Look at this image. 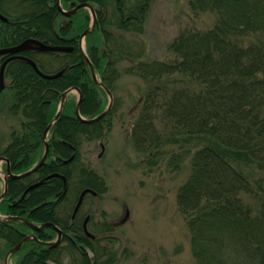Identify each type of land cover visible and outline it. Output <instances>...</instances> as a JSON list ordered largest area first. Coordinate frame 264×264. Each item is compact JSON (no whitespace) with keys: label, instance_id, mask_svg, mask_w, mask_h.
I'll return each mask as SVG.
<instances>
[{"label":"trees","instance_id":"obj_1","mask_svg":"<svg viewBox=\"0 0 264 264\" xmlns=\"http://www.w3.org/2000/svg\"><path fill=\"white\" fill-rule=\"evenodd\" d=\"M71 6L90 3L96 15L85 37L86 53L99 83L114 92L118 62L129 58L125 73L150 81L134 121L130 139L138 152L156 150L164 122L174 136L198 138L190 160V174L178 188L176 205L183 215L190 252L197 264H264V186L245 175L241 165L264 167V0H191L194 10H214L217 21L206 30L186 28L167 45L171 60H143L131 51L125 34L143 32L146 12L153 0H62ZM83 22L62 25L55 0H0V48L34 38L47 45L71 44L92 22L81 9ZM97 40L101 42L98 44ZM69 51L25 49L7 62L9 78L0 92L6 111L18 118L7 145L0 151L13 173L34 166L44 151L42 134L52 121L62 94L71 87L81 93L79 113L92 118L105 109L107 93L96 83L76 44ZM131 46V47H130ZM9 55L0 56V66ZM41 72L61 75L45 79ZM179 75L171 83L166 77ZM76 100L66 98L50 129L45 162L32 174L8 179L7 196L0 212L29 221L52 222L62 229L58 245L33 239L22 243L15 264H115L109 236L88 237L72 212L85 188L98 194L106 185L94 169L80 161L82 141L103 138L111 129V111L93 123L74 114ZM72 157L68 162L64 160ZM57 173L58 176L46 178ZM15 206L24 190L35 183ZM104 226L102 231L108 230ZM30 231L41 241L54 239L56 231H32L21 221H0V240L8 251ZM87 249L92 251L89 256ZM65 258L68 262H65Z\"/></svg>","mask_w":264,"mask_h":264},{"label":"rangeland","instance_id":"obj_2","mask_svg":"<svg viewBox=\"0 0 264 264\" xmlns=\"http://www.w3.org/2000/svg\"><path fill=\"white\" fill-rule=\"evenodd\" d=\"M123 1L127 7L134 2ZM190 1L153 0L146 12L143 32L125 34L132 42L131 51L143 60H171L173 54L167 45L181 30L211 28L217 21V13L210 9L194 10ZM86 11L90 14L89 9ZM100 42L97 40L98 44ZM81 46L86 52L84 39ZM129 63L128 58L116 66L119 74L112 93L110 131L103 138L83 140L79 149L80 161L103 177L106 185V191L98 196H85L79 216L91 215L88 230L99 236H109V241L102 243L114 248L115 264H197L190 252L186 221L176 205V193L190 174L191 156L195 145L201 141L189 138L190 142H187L184 136H174L158 118L156 126L162 138L157 149L138 152L133 147L131 127L144 95L153 84L125 73ZM173 78L179 80L181 77L175 75L163 81L169 84ZM8 82L9 78L4 76V84ZM68 97L76 100L78 92L72 89ZM3 100L4 97H0V151L7 145L11 130L18 128L19 123L17 117L6 111ZM108 101L107 95L105 108ZM238 167L264 186V167L255 164ZM4 176L5 162L0 161V193ZM0 219H5L1 212ZM104 226L109 229L102 231ZM25 233L30 234V231ZM87 253L92 256L90 249ZM5 254L0 240V264H4ZM17 255L11 254L8 264H15ZM65 262H68L66 258Z\"/></svg>","mask_w":264,"mask_h":264},{"label":"water","instance_id":"obj_3","mask_svg":"<svg viewBox=\"0 0 264 264\" xmlns=\"http://www.w3.org/2000/svg\"><path fill=\"white\" fill-rule=\"evenodd\" d=\"M56 6H57L58 12H60L64 16H71L72 14H74L75 12H77L81 8H88L90 10V13H91V16H92V22H91L90 27L86 28L80 34V36H79V46H80V50H81V55H82L83 59L85 60V62L87 63L88 67H89V70H90V73H91V76H92L93 80L96 83H98L101 87H103V89L106 91V93L109 96V101H108V104H107V107H106L105 110L100 112L95 117L86 119V118H83L80 115V113H79V105H80V100H81V93H80L79 89L77 87H71V88L67 89L62 94V96L60 98V102L58 104L57 111H56L52 121L49 122V124L46 126V128L43 131L42 140L44 142V151H43V154L40 157L39 161L34 166H32L30 169H28V170H26V171H24L22 173H17L16 174V173H13L11 171L10 166H9V161L7 160V158L2 156V155L0 156V161H5L6 162L5 176L3 178L4 186H3L2 193L0 194V200L4 197L5 192L7 190L8 179H20V178H23L25 176H28V175L34 173L45 162V160H46V158L48 156V152H49V144L47 142L48 132L51 129V127L53 126V124L56 122L57 118L59 117V114H60V112L62 110V107H63V104L65 102L66 96L72 89H75L78 92V100H77V103H76V106H75L74 113H75L76 117L78 119H80L81 121H83V122L93 123V122H96V121L100 120L101 118H103L108 113V111L112 107V103H113L112 102V93L103 84L98 82L96 73L94 71V67H93L89 57L87 56L85 51H83L82 46H81V42H82L83 38L93 28V25H94V23L96 21V15H95V10H94L93 6L90 3H88V2H79L73 8H71L69 10H63V8L60 5V0H56ZM0 20L6 22L8 20V18L0 12ZM25 49H37V50H41V51H69L71 48L67 47V46L47 45V44H45V43H43V42H41V41H39L37 39H34V38L27 39V40L23 41L22 43H20L18 45H15V46L0 48V56L9 55L2 62L1 66H0V92L3 90V88L5 86V84H4V69H5V66H6L7 62L12 60V59H14V58L19 57L16 53H18V52H20L22 50H25ZM26 59L29 62V64L34 68V70L38 73V75H40L41 77H43L45 79H52V78H55V77H57V76L62 74V72H58V73H55V74H47V73L41 72L38 69L36 63L32 59H29V58H26ZM101 147H102V145H101ZM102 149H103V147H102ZM70 160H71V157L69 159H66L65 162H68ZM58 175L59 174H57V173H53V174L48 175L46 178H50V177L58 176ZM40 183H41V181H38V182H35V183H32L31 185H29L24 190V192H23L22 196L19 198V200H21L23 198V196L29 190H31L34 187L38 186ZM88 193L93 194V195L97 194V192L92 190L91 188L83 189L81 191V193L79 194V196H78L77 202H76L74 210H73V215L76 214V212L78 211V209H79V207H80L85 195L88 194ZM125 218H126V216H125ZM87 219H88V217L84 220L83 229H84L85 234L87 236H89L91 238H94V235L92 233H90L88 231V229H87V225H86ZM5 220H7V221H9V220H19V221L23 222L26 226H28L32 231H39V230H41L43 228H47L48 227V228H51V229L56 231L57 237L53 241H41L33 234L25 235L17 244L12 246L6 252V254L4 256V264H8V257L11 254L15 253L17 250H19L21 245H22V243L24 241H26V240L33 239L35 241H38V242H40L42 244H45V245H48V246H55V245H58L59 242L62 239V230L59 227H57L52 222H42L40 224H36V223H34L32 221H29L28 219H26L24 217L12 216V215L5 217ZM92 264H94V263H92Z\"/></svg>","mask_w":264,"mask_h":264},{"label":"flooded vegetation","instance_id":"obj_4","mask_svg":"<svg viewBox=\"0 0 264 264\" xmlns=\"http://www.w3.org/2000/svg\"><path fill=\"white\" fill-rule=\"evenodd\" d=\"M55 3H56V0H55ZM60 5H62L63 6V4L65 5V2L64 1H62V0H60ZM79 3V2H78ZM77 3H75L74 5H71V6H68V5H66L67 7V9H63V10H69V9H71V8H73L75 5H76ZM61 6V7H62ZM57 7V6H56ZM64 7V6H63ZM62 7V8H63ZM81 9H86V8H81ZM81 9H79L77 12H75L74 14H72L71 16H64V15H62L60 12H58L62 17L61 18H58V21H61L62 22V25H64V24H66V23H68V22H71L72 24H75L76 26H79V25H81L82 24V22H83V17H82V15H80L81 13H82V11H81ZM88 9V8H87ZM58 11V10H57ZM90 11V10H89ZM91 14V13H90ZM91 19H92V16H91ZM92 21V20H91ZM90 25H91V23H90ZM90 25L88 26V27H90ZM87 27V28H88ZM93 27H94V25H93ZM86 29V28H85ZM84 29V30H85ZM93 29V28H92ZM91 29V30H92ZM83 30V31H84ZM90 30V31H91ZM82 31V32H83ZM89 31V32H90ZM81 32V33H82ZM88 32V33H89ZM80 33V34H81ZM87 33V34H88ZM80 34L77 36V34H75V33H73L72 35H70V36H67V37H64V39L65 40H71V42L72 43H74V44H76L77 45V47L80 49V46H79V36H80ZM87 36V35H86ZM85 36V37H86ZM85 37L83 38L84 39V42H85V45H86V40H85ZM31 39V38H30ZM67 44V43H65V44H62V45H57V46H67V47H70V48H72V46H73V44ZM71 50V49H70ZM81 51V50H80ZM86 53V52H85ZM87 54V53H86ZM88 56V55H87ZM5 60V59H4ZM69 94V93H68ZM68 94H67V96H66V98L68 97ZM66 100V99H65ZM77 100H78V97H77V99H76V103H77ZM81 101V100H80ZM64 105V104H63ZM76 106V105H75ZM107 107V106H106ZM63 108V107H62ZM106 109V108H105ZM104 109V110H105ZM57 111V110H56ZM74 111H75V109H74ZM61 113V112H60ZM75 114V113H74ZM81 115V114H80ZM76 116V115H75ZM84 118V117H83ZM87 119V118H86ZM89 119V118H88ZM49 132H50V130H49ZM49 132H48V134H49ZM47 137H48V135H47ZM47 142H48V138H47ZM69 159V158H68ZM71 159H72V157H71ZM5 162V161H4ZM64 162H65V160H64ZM10 166V165H9ZM5 167H6V162H5ZM17 174V173H16ZM36 182H38V181H36ZM1 194V193H0ZM88 194H90V193H88ZM87 195V194H86ZM85 195V196H86ZM93 195V194H92ZM99 194L97 193L96 195H94V196H98ZM85 198V197H84ZM2 199H9V197L7 196V190H6V192H5V195H4V197L2 198ZM1 199V200H2ZM0 200V201H1ZM84 200V199H83ZM19 201V199H14V200H10L9 202H8V206H15L16 205V202H18ZM82 203H83V201H82ZM82 203H81V205H82ZM81 205H80V207H81ZM80 207H79V209H78V211L76 212V214L75 215H73V212H72V219H75V218H78L80 221H81V225H82V229H83V223H84V220L88 217V219H87V223H86V225H87V229H88V223H89V221H90V219H91V215H89V214H85V216L83 217V218H81L80 216H79V212H80ZM74 210V209H73ZM2 214V213H1ZM5 215V217H7V216H11V215H6V214H4ZM12 216H20V215H12ZM20 217H22V216H20ZM0 221H7V220H1L0 219ZM10 221V220H9ZM16 221H19V220H16ZM32 222H34V223H36V224H40L39 222H35V221H32ZM42 223V222H41ZM58 227V226H57ZM99 227H101V225H99ZM62 230V229H61ZM55 231V230H54ZM83 231H84V229H83ZM89 231V230H88ZM90 232V231H89ZM84 233H85V231H84ZM90 233H92V232H90ZM30 234H31V232H30ZM25 235H27V233H25ZM24 235V236H25ZM56 237H57V233H56ZM89 237V236H88ZM91 238V237H90ZM94 238H95V236H94ZM56 239V238H55ZM55 239H52V240H49V241H53V240H55ZM60 243V242H59Z\"/></svg>","mask_w":264,"mask_h":264}]
</instances>
